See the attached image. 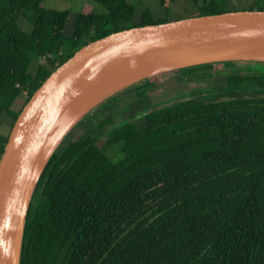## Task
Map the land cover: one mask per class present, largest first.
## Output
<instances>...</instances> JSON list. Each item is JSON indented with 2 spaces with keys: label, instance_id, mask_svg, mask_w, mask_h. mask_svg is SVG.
I'll list each match as a JSON object with an SVG mask.
<instances>
[{
  "label": "trees",
  "instance_id": "obj_1",
  "mask_svg": "<svg viewBox=\"0 0 264 264\" xmlns=\"http://www.w3.org/2000/svg\"><path fill=\"white\" fill-rule=\"evenodd\" d=\"M45 1L0 0L1 113L22 94L24 106L81 47L171 22L169 3L181 0H159L164 15L144 11L138 19L129 0H92L102 11L87 6L73 16ZM190 1L198 13L189 17L264 10V0ZM236 65L175 71L221 83L118 124L98 121L97 131L114 125L100 147L89 133L68 135L37 184L21 264H264V90L238 92L245 83L264 89V64L244 63L247 73ZM155 85L148 80L133 96Z\"/></svg>",
  "mask_w": 264,
  "mask_h": 264
},
{
  "label": "water",
  "instance_id": "obj_2",
  "mask_svg": "<svg viewBox=\"0 0 264 264\" xmlns=\"http://www.w3.org/2000/svg\"><path fill=\"white\" fill-rule=\"evenodd\" d=\"M224 63L264 64V10L122 30L81 47L58 66L23 106L0 156V264H21L37 184L81 121L154 77Z\"/></svg>",
  "mask_w": 264,
  "mask_h": 264
},
{
  "label": "rangeland",
  "instance_id": "obj_3",
  "mask_svg": "<svg viewBox=\"0 0 264 264\" xmlns=\"http://www.w3.org/2000/svg\"><path fill=\"white\" fill-rule=\"evenodd\" d=\"M234 5H240L243 1L232 0ZM129 2L134 5L136 11V18H140V15L144 11H149L153 16H162L163 9L160 7L159 0H129ZM46 8L55 9V10H71L72 16L77 13L79 10L83 9L87 6H93L97 11H102V9L96 5L92 0H77L74 2L62 1V0H47L43 4ZM169 13L167 16L168 21H176L184 18H189L191 15H195L198 13L196 6L190 0H181L174 1L169 3ZM71 22V21H70ZM20 23V19H19ZM22 25L24 27L27 26L26 21H22ZM40 61L33 63L30 69V73L34 74L37 68V65ZM45 61H42V63ZM41 63V62H40ZM244 67L245 72L247 73L248 68L244 65V63H237L236 68L233 71L240 72L238 70ZM237 69V70H236ZM206 71V70H205ZM228 71V68L221 67L219 65H214L211 72L214 73H224ZM207 72V71H206ZM241 71V73H245ZM224 77V76H221ZM156 80V85L152 86L148 94H150V103L145 107L142 106L143 102L140 103V99L134 102L133 108L127 102H115L116 100L112 99L95 112H93L90 116H88L83 123L79 126H76L72 132L69 134L67 139H73L80 136L82 133H89L97 140V146H101L108 138V133L112 129L114 125H107L102 131H97L95 129L96 123L101 120H105L107 117H113L116 124L121 122L122 120L127 119L132 113L137 114L138 112L146 109L149 111L154 109H161L170 107L173 104L183 102L185 99H189L190 93L192 91H204L211 90L219 82V79L209 78H199L195 80L189 81L186 77V74L183 72H170L166 74L159 75L157 77L152 78ZM134 89H131L128 93L134 95ZM263 91L264 89H259L255 85L251 83H245L240 86L238 92L251 95L253 93H258L259 91ZM125 94V93H121ZM121 94L117 95L119 97ZM30 95V93H29ZM32 96V95H31ZM129 96V95H128ZM25 100V95H20L14 104L10 107V109L4 113L0 112V140L3 137H6L11 124L13 123L14 115H16L23 108V103ZM141 105V108L139 107ZM144 105V104H143ZM126 108H130L129 113ZM10 133V132H9Z\"/></svg>",
  "mask_w": 264,
  "mask_h": 264
},
{
  "label": "crops",
  "instance_id": "obj_4",
  "mask_svg": "<svg viewBox=\"0 0 264 264\" xmlns=\"http://www.w3.org/2000/svg\"><path fill=\"white\" fill-rule=\"evenodd\" d=\"M149 89L147 90L146 94L143 95V96H141V97H134L133 95H131L130 93H128L130 91V90H128V91L124 92L125 94H123V97L120 100H117L116 98L114 100H117L115 102H119V103L127 102L133 108L134 102L135 101H138L137 99H140L141 100L140 103L143 102L144 105L142 104V106L145 107L146 104L148 105L150 103V96H149L150 94H148ZM139 107L141 108V105H139ZM126 109L129 112V109L130 108H126ZM129 113H132V112H129Z\"/></svg>",
  "mask_w": 264,
  "mask_h": 264
},
{
  "label": "built area",
  "instance_id": "obj_5",
  "mask_svg": "<svg viewBox=\"0 0 264 264\" xmlns=\"http://www.w3.org/2000/svg\"><path fill=\"white\" fill-rule=\"evenodd\" d=\"M42 61H45V58L44 57L40 60V62H42Z\"/></svg>",
  "mask_w": 264,
  "mask_h": 264
},
{
  "label": "flooded vegetation",
  "instance_id": "obj_6",
  "mask_svg": "<svg viewBox=\"0 0 264 264\" xmlns=\"http://www.w3.org/2000/svg\"><path fill=\"white\" fill-rule=\"evenodd\" d=\"M38 199V198H37ZM37 199H36V201H37Z\"/></svg>",
  "mask_w": 264,
  "mask_h": 264
}]
</instances>
